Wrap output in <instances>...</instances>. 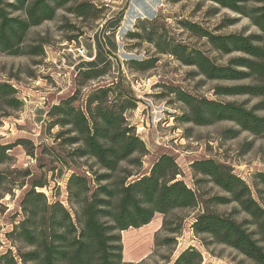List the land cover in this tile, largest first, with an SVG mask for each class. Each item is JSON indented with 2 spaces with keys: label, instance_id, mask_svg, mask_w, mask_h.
Returning <instances> with one entry per match:
<instances>
[{
  "label": "trees",
  "instance_id": "1",
  "mask_svg": "<svg viewBox=\"0 0 264 264\" xmlns=\"http://www.w3.org/2000/svg\"><path fill=\"white\" fill-rule=\"evenodd\" d=\"M75 0H0V53L7 55L41 54V48L27 46L33 26L53 20L59 9ZM191 0H167L180 3ZM212 6L216 15L223 9L247 18L249 24L240 32L219 34L199 22L178 20L179 26L193 35L205 38L222 54L242 53L225 65H219L198 48L158 30L159 19L140 20L136 30H129L128 39H144L159 52L170 54L186 65H193L208 79L241 80L252 78L251 85L219 88L223 94H249L262 97L254 108L242 103L198 98L178 90V98L188 107L182 119L206 125L230 120L253 134H264V0H201ZM94 6L76 3L70 10L83 16ZM238 17L227 18L216 31L233 25ZM163 27L166 24H162ZM249 26L257 31L248 32ZM158 59H132L139 70L156 66ZM112 62L81 68L76 92L53 104L47 112L48 129L59 128L55 135L61 145L72 147L69 153L76 163L84 160L82 172L74 171L67 181V203L50 199L41 190L42 180H29L27 170H0V206L14 188L24 190L19 207L22 216L5 232L9 244L0 253V264H132L124 260L122 231L149 224L157 213L164 215L163 230L176 236L181 232L185 216L176 210H193L192 228L196 235L206 236L214 243L236 249L255 264H264V172L253 177L252 184L234 172L232 166L213 158L191 164L195 174L206 177L225 194L215 196L217 204H234L230 212L213 209L202 195L182 179L176 159L162 154L148 172L140 173L143 157L148 154L146 142L130 122L128 111L137 107L138 99L122 88L115 77L105 84L89 88L81 103L82 89L101 79L111 70ZM242 68V69H241ZM116 79V80H115ZM17 88L0 81V103L19 109L22 101ZM22 145L34 155L30 140L18 138L0 144V165L11 164V150ZM63 165L67 160L59 159ZM22 173V180L14 173ZM0 225V246H2ZM175 242L168 237L163 242ZM171 264H215L204 262L203 253L191 246L182 251Z\"/></svg>",
  "mask_w": 264,
  "mask_h": 264
},
{
  "label": "rangeland",
  "instance_id": "2",
  "mask_svg": "<svg viewBox=\"0 0 264 264\" xmlns=\"http://www.w3.org/2000/svg\"><path fill=\"white\" fill-rule=\"evenodd\" d=\"M201 0L169 3L167 0H75L57 11L53 20L33 26L27 36V46L41 48V54L7 55L0 53V81L17 88L22 107L13 109L0 103V144L13 143L18 138L30 140L34 155L27 153L22 145L11 150V164L0 165V170L29 169V180H42L41 188L50 199L67 203V181L72 172H82L84 160L74 163L69 156L72 147L61 145L55 135L59 128L48 129L47 112L53 104L73 95L78 87L81 68L99 66L111 61V70L82 89L81 103L89 88L105 84L115 77L122 88L138 99L137 107L128 111L130 122L146 142L148 154L143 157L140 173L150 170L152 164L164 153L172 155L182 169L187 184L196 189L210 206L220 212H230L234 204H217L215 196L225 193L206 177L195 174L191 164L200 159L213 158L226 163L248 183L258 172H264V134L243 130L230 120L216 121L206 125L182 119L187 105L178 98V90L198 98L221 102H237L254 108L262 97L249 94L218 93L219 88L251 85L255 79L241 80L208 79L193 65H186L174 56L159 52L144 39H128L129 30H136L140 20L159 19L158 30H167L169 36L188 43L203 51L219 65H225L242 53L222 54L205 38L197 37L182 29L178 20L199 22L203 27L219 34L240 32L249 24L247 18L238 17L231 10L223 9L212 15V6ZM79 2L94 6L78 16L70 10ZM238 17L233 25L216 31L227 18ZM162 24H166L165 27ZM257 31L249 26L248 32ZM85 48L84 55L79 48ZM158 59L156 66L139 70L131 64L134 59ZM242 69V68H241ZM115 79V80H116ZM264 116V109L256 111ZM59 159L70 163L63 165ZM14 177L22 180V173ZM14 188L15 195L7 193L1 200L0 225L2 246L0 253L9 246L5 232L22 216L19 203L24 190ZM175 215L185 216L183 229L176 236L163 230L164 215L157 213L153 220L140 228L122 231L124 260L132 264H171L188 247L199 249L204 262L215 264H255L236 249L214 243L206 236H198L192 228L193 210H176ZM175 237L173 243H165Z\"/></svg>",
  "mask_w": 264,
  "mask_h": 264
},
{
  "label": "built area",
  "instance_id": "3",
  "mask_svg": "<svg viewBox=\"0 0 264 264\" xmlns=\"http://www.w3.org/2000/svg\"><path fill=\"white\" fill-rule=\"evenodd\" d=\"M78 52H79V54L84 55L86 50H85V48L82 47V48L78 49Z\"/></svg>",
  "mask_w": 264,
  "mask_h": 264
}]
</instances>
